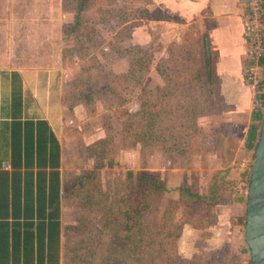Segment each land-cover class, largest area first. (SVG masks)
<instances>
[{"label": "rangeland", "instance_id": "1", "mask_svg": "<svg viewBox=\"0 0 264 264\" xmlns=\"http://www.w3.org/2000/svg\"><path fill=\"white\" fill-rule=\"evenodd\" d=\"M165 19L150 0H0V67L45 73L47 114L61 131L63 264L113 263L103 260L120 249L114 215L147 174L166 192L146 199L143 223L129 233L144 241L128 245L136 262L127 264H251L243 251L251 166L201 170L197 150L217 146L200 114L212 105L205 116L221 115L225 106L205 96L213 62L206 64L202 36L187 31L177 42L158 27L150 38V21ZM215 178L211 202L180 192L206 196Z\"/></svg>", "mask_w": 264, "mask_h": 264}, {"label": "crops", "instance_id": "2", "mask_svg": "<svg viewBox=\"0 0 264 264\" xmlns=\"http://www.w3.org/2000/svg\"><path fill=\"white\" fill-rule=\"evenodd\" d=\"M150 8L166 17L150 21V36L165 27L177 42L187 31L209 41L226 109L199 120L217 146L203 155L197 150L201 170H249L253 98L244 79L242 0H150ZM45 83L41 69L0 67V264H63L65 148L47 114Z\"/></svg>", "mask_w": 264, "mask_h": 264}, {"label": "trees", "instance_id": "3", "mask_svg": "<svg viewBox=\"0 0 264 264\" xmlns=\"http://www.w3.org/2000/svg\"><path fill=\"white\" fill-rule=\"evenodd\" d=\"M82 14V8H79L78 13L76 15L75 19V25L74 28H78L80 25H82L80 21V17ZM205 69H207V65L205 64ZM212 82L213 87L210 85L211 83H208V87L205 90V96L208 98L209 96H215L217 99L223 103L222 97L219 95L217 86L214 82L218 83V80L214 76V73L212 74ZM218 85V84H217ZM216 103V101H215ZM211 105V104H210ZM224 105V104H223ZM209 109L210 111H207V113H204L203 115L200 114V117L212 114L213 107L211 105ZM226 109V108H225ZM225 109L223 111H225ZM264 119V110L260 111H253L252 113V122L249 127L248 131V149L254 150L259 138L260 129L263 123ZM201 129V128H200ZM101 144H104L102 142ZM100 145V144H98ZM106 166H110V164L101 163L96 168L97 169H103ZM225 175V173H224ZM217 184L218 180L215 178L214 181L210 185L209 194L204 196L200 195L197 192H194L191 187L187 188H181L180 192L185 195L189 200H201L206 202H211L216 199L217 195ZM225 185H228L233 189V185L231 182H226ZM134 188H136V192L132 194L130 197V204L124 203L121 211L116 212L114 215L115 223L120 225V230H117L118 233H120L119 237L117 238L115 244L120 248L115 251H110L109 255L106 257V259L103 260V262H113L112 264H127L128 260L130 263L136 262L135 258L132 260V258L129 255L130 253V244H136L139 241H144V235H138L136 236L129 234L130 231L133 228L138 227L137 224L143 223V214L145 213V209H148V204L146 203V199L150 194H156L159 197L163 196V193L166 192V187L158 181L157 178L152 177V175L147 174L145 177V181H137L134 185ZM240 196L246 195L245 192H237ZM134 199V200H133ZM240 200L242 201V197H240ZM200 228V227H199ZM130 247H129V246ZM245 253H248V248L246 247L245 250H243ZM134 257V256H133ZM215 264H239L237 262L231 261L228 263H215Z\"/></svg>", "mask_w": 264, "mask_h": 264}, {"label": "water", "instance_id": "4", "mask_svg": "<svg viewBox=\"0 0 264 264\" xmlns=\"http://www.w3.org/2000/svg\"><path fill=\"white\" fill-rule=\"evenodd\" d=\"M205 50L206 64L209 66L211 58L208 39L205 40ZM244 239L250 252L251 264H264V119L250 169Z\"/></svg>", "mask_w": 264, "mask_h": 264}, {"label": "built area", "instance_id": "5", "mask_svg": "<svg viewBox=\"0 0 264 264\" xmlns=\"http://www.w3.org/2000/svg\"><path fill=\"white\" fill-rule=\"evenodd\" d=\"M243 33L248 65L244 79L251 91L253 111L264 110V0H242Z\"/></svg>", "mask_w": 264, "mask_h": 264}]
</instances>
